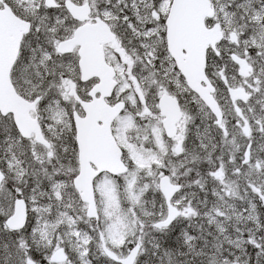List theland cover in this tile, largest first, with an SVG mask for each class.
<instances>
[{
    "label": "snow or ice",
    "instance_id": "1",
    "mask_svg": "<svg viewBox=\"0 0 264 264\" xmlns=\"http://www.w3.org/2000/svg\"><path fill=\"white\" fill-rule=\"evenodd\" d=\"M0 264H264V0H0Z\"/></svg>",
    "mask_w": 264,
    "mask_h": 264
}]
</instances>
